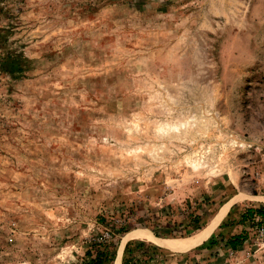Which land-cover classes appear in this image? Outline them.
Returning a JSON list of instances; mask_svg holds the SVG:
<instances>
[{
	"label": "rangeland",
	"instance_id": "obj_1",
	"mask_svg": "<svg viewBox=\"0 0 264 264\" xmlns=\"http://www.w3.org/2000/svg\"><path fill=\"white\" fill-rule=\"evenodd\" d=\"M258 209L264 0H0V264H264Z\"/></svg>",
	"mask_w": 264,
	"mask_h": 264
},
{
	"label": "trees",
	"instance_id": "obj_2",
	"mask_svg": "<svg viewBox=\"0 0 264 264\" xmlns=\"http://www.w3.org/2000/svg\"><path fill=\"white\" fill-rule=\"evenodd\" d=\"M251 212H254L256 214L259 213L260 216L264 218V215H262L264 214L262 209H258L256 211L252 210ZM243 239H244L243 235L241 234L236 235L235 237L231 238L230 245L233 248H238V246H240L243 243L242 241ZM130 244L131 243L128 242L126 246V249L128 251H130ZM97 246L101 247V245H97ZM113 255L112 254L110 255L107 250H104L102 248L98 249L95 253H93L92 249H89L86 252L87 259L83 260L82 264H110L112 262ZM72 264H76V263H72Z\"/></svg>",
	"mask_w": 264,
	"mask_h": 264
},
{
	"label": "bare ground",
	"instance_id": "obj_3",
	"mask_svg": "<svg viewBox=\"0 0 264 264\" xmlns=\"http://www.w3.org/2000/svg\"><path fill=\"white\" fill-rule=\"evenodd\" d=\"M220 216H221V214L219 215V217ZM212 228H213V226H211L207 231H204L203 233L204 234L208 233ZM154 241L156 243H158L159 245H162L165 247H172V248L185 247L186 245L191 243L188 239H173V238H170V239H168V238L167 239H165V238H162V239L154 238ZM116 264H119V262H116Z\"/></svg>",
	"mask_w": 264,
	"mask_h": 264
},
{
	"label": "built area",
	"instance_id": "obj_4",
	"mask_svg": "<svg viewBox=\"0 0 264 264\" xmlns=\"http://www.w3.org/2000/svg\"><path fill=\"white\" fill-rule=\"evenodd\" d=\"M253 228L255 229L256 233L259 234V237L264 238V219L261 218L257 220L255 225H253Z\"/></svg>",
	"mask_w": 264,
	"mask_h": 264
},
{
	"label": "crops",
	"instance_id": "obj_5",
	"mask_svg": "<svg viewBox=\"0 0 264 264\" xmlns=\"http://www.w3.org/2000/svg\"><path fill=\"white\" fill-rule=\"evenodd\" d=\"M222 220H223V219H222ZM218 227H219V226H218ZM218 227H217V228H218ZM129 240H130V239H129ZM129 240H128V241L125 243V247H124V248H126V246H127L128 242H129Z\"/></svg>",
	"mask_w": 264,
	"mask_h": 264
}]
</instances>
